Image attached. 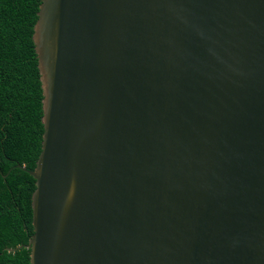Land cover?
Masks as SVG:
<instances>
[{
  "label": "water",
  "instance_id": "1",
  "mask_svg": "<svg viewBox=\"0 0 264 264\" xmlns=\"http://www.w3.org/2000/svg\"><path fill=\"white\" fill-rule=\"evenodd\" d=\"M40 1L30 264H264V0Z\"/></svg>",
  "mask_w": 264,
  "mask_h": 264
},
{
  "label": "trees",
  "instance_id": "2",
  "mask_svg": "<svg viewBox=\"0 0 264 264\" xmlns=\"http://www.w3.org/2000/svg\"><path fill=\"white\" fill-rule=\"evenodd\" d=\"M40 2L0 0V264H30L35 181L27 171L36 166L43 134L32 40Z\"/></svg>",
  "mask_w": 264,
  "mask_h": 264
}]
</instances>
